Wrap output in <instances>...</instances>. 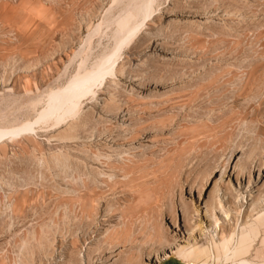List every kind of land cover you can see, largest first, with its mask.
Segmentation results:
<instances>
[{
	"label": "rangeland",
	"instance_id": "rangeland-1",
	"mask_svg": "<svg viewBox=\"0 0 264 264\" xmlns=\"http://www.w3.org/2000/svg\"><path fill=\"white\" fill-rule=\"evenodd\" d=\"M155 1L51 120L116 0H0V264H264V0Z\"/></svg>",
	"mask_w": 264,
	"mask_h": 264
},
{
	"label": "bare ground",
	"instance_id": "bare-ground-1",
	"mask_svg": "<svg viewBox=\"0 0 264 264\" xmlns=\"http://www.w3.org/2000/svg\"><path fill=\"white\" fill-rule=\"evenodd\" d=\"M154 2L156 3L155 0H116V2L111 3L112 5L109 6L110 10L108 9L106 13L107 15L109 14V17L106 16L107 19L104 17L107 21L109 18V22H108L109 24H106L107 22L105 21L104 18L103 20L105 22L102 21L104 23V26H106L107 29L110 30L108 33L107 41L106 43H104L105 44V46H103L104 48L99 50L96 53L92 52L93 55L90 52L91 56L89 55L87 56L90 50L87 52L86 57H91V58H87L88 59L87 61H84V59L82 58L83 59L82 65H80L81 62L78 64L81 66L82 70L78 68L79 73L75 74L73 79L63 88V90L60 93H58L56 96H54V98L51 101V104L45 110H43L41 114L43 117L49 118V119L51 118V120H52V116H55V115L57 116L60 115V117H58V119L60 120L63 118V117L61 118V116L63 115H67L69 117L68 114L72 113L76 109V106H78L77 102L81 97L83 96L85 97V95H87L89 91L99 81L101 82L105 81L108 74L110 73L116 74L115 71L117 68L118 58L123 57L122 55H123L124 50L127 49L131 45L133 40L146 26L148 17L152 15V5L154 4ZM157 11L155 10V12ZM91 47H94V46H91ZM99 47H100V44H99ZM96 49L98 50L100 48H98L96 45ZM96 49L94 51H96ZM82 53L77 55L79 60H80V57H83L81 55ZM83 55L85 54L83 53ZM102 83H100L99 85L102 86L101 85ZM91 94L92 93H90V95ZM84 97L83 99L86 98ZM81 104H82V100H81ZM67 119L68 118L66 117V120ZM60 122H57V124ZM232 176H233V173L229 174L227 177L231 178ZM228 181H230V179H228ZM202 210H203L202 214L204 215V217H208L207 215L209 214V211H210L209 206L205 204L204 209ZM178 230H179V233L177 234V241L182 243V245L178 247V252L182 254L185 253L187 255V253L191 252V248H188V246L190 244L189 242L193 240L194 233L192 232L190 233L187 230L186 231H183L181 229H178ZM243 263L248 264L249 262L246 263V261H244Z\"/></svg>",
	"mask_w": 264,
	"mask_h": 264
}]
</instances>
